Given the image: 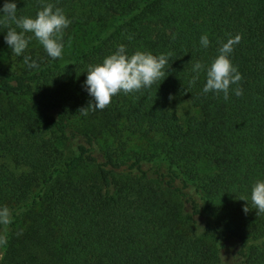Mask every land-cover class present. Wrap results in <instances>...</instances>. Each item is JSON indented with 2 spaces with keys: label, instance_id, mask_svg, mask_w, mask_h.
I'll return each mask as SVG.
<instances>
[{
  "label": "trees",
  "instance_id": "1",
  "mask_svg": "<svg viewBox=\"0 0 264 264\" xmlns=\"http://www.w3.org/2000/svg\"><path fill=\"white\" fill-rule=\"evenodd\" d=\"M15 2L18 16L60 8L71 21L63 46L89 34L52 59L35 38L16 56L0 28V206L11 214L0 264H264V213L247 201L264 180V0ZM235 34L229 58L241 80L228 99L202 92L203 71L189 84L192 63L207 64ZM118 44L170 54L165 76L81 116L84 71ZM173 98L197 112L180 119ZM132 135L151 149H129Z\"/></svg>",
  "mask_w": 264,
  "mask_h": 264
},
{
  "label": "clouds",
  "instance_id": "2",
  "mask_svg": "<svg viewBox=\"0 0 264 264\" xmlns=\"http://www.w3.org/2000/svg\"><path fill=\"white\" fill-rule=\"evenodd\" d=\"M70 23L64 12L50 2L42 3L34 16H18L15 0H3L0 4V28L6 29L3 39L16 56L24 53L29 41L35 38L48 57L52 59L61 57L63 31ZM26 33L31 35L26 36ZM172 38H175L174 34ZM239 41V34L228 36L220 42L217 55L207 64H202L199 60L194 61L191 65L193 77L189 84H192L203 71L205 82L202 92L223 93L224 99L227 100L229 86L237 85L241 80L240 72L229 58L234 45ZM209 43L207 34L199 37V45L202 48H207ZM169 55H153L139 50L129 54L124 44H118L113 52L103 57L100 62L88 65L84 71L82 88L91 99L86 107L79 109L80 115L87 116L90 110L104 109L110 103L111 97L118 92L127 95L142 88L147 89L156 81H161L169 67ZM23 61L29 68L35 69L39 66L28 55H24ZM232 91L236 96L242 94L240 87H235ZM240 199L246 201L245 198ZM247 201H250L256 215L264 213V180H257L250 186ZM248 210L246 206L243 208L245 213ZM10 222V210L6 206H0V224L6 225Z\"/></svg>",
  "mask_w": 264,
  "mask_h": 264
},
{
  "label": "rangeland",
  "instance_id": "3",
  "mask_svg": "<svg viewBox=\"0 0 264 264\" xmlns=\"http://www.w3.org/2000/svg\"><path fill=\"white\" fill-rule=\"evenodd\" d=\"M87 31H96L99 29V26H88ZM90 32V33H91ZM79 35L76 37H71L69 41L65 43L62 50L61 57H67L69 56L73 51L77 50L84 41L88 38V34L85 36L81 32L78 33ZM169 108L172 110L180 119H184L187 116L191 115L192 113H196L197 110L194 106L191 105V103L184 98H173L169 102ZM136 135L129 136L128 139V148L132 150H142V149H151L152 147V141L148 139H142L135 137ZM111 141V140H108ZM67 149L69 150L70 147L68 146ZM207 166L204 163L199 164V170L203 171ZM181 202V201H180ZM181 204L184 205L183 202ZM188 220V217H184V219L181 221V224H185V222ZM231 243L227 244L224 249H222L223 255H226L228 257L229 253L231 252Z\"/></svg>",
  "mask_w": 264,
  "mask_h": 264
}]
</instances>
